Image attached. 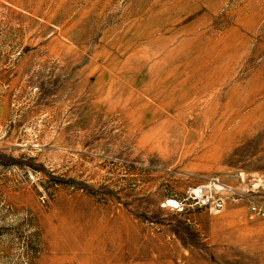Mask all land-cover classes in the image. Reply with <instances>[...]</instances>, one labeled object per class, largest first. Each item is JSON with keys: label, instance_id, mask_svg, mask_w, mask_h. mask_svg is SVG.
Segmentation results:
<instances>
[{"label": "rangeland", "instance_id": "rangeland-1", "mask_svg": "<svg viewBox=\"0 0 264 264\" xmlns=\"http://www.w3.org/2000/svg\"><path fill=\"white\" fill-rule=\"evenodd\" d=\"M167 22L176 43L235 29L220 105L264 79V0H0V264H264V214L248 213L264 209V120L211 136L221 120L181 118L204 92L173 109L159 95L149 123L130 112L167 58L143 61L138 34Z\"/></svg>", "mask_w": 264, "mask_h": 264}, {"label": "bare ground", "instance_id": "bare-ground-1", "mask_svg": "<svg viewBox=\"0 0 264 264\" xmlns=\"http://www.w3.org/2000/svg\"><path fill=\"white\" fill-rule=\"evenodd\" d=\"M254 20V17L245 18L247 31H253L252 23ZM200 26L201 24L198 23L192 29L188 28V34L184 35L185 38L177 43V37L181 36L182 33L175 23H164V25L155 23L140 31L137 38L139 45H136L139 50L135 51L136 54L143 61H146L145 58L149 54L158 52H165L167 58L164 63L157 61V64L151 65L145 88L137 92L136 97H131L136 105L130 112L135 113L138 111L137 108H142V110L151 109L152 104H155L158 108L163 107L161 102L155 103L159 100V95L164 99V101H160L168 109H173L184 103L192 102L195 92H204V95H210L206 105L199 107V102L192 103L187 109L181 110V118L198 109L199 114L194 117L195 123H205L214 119H216V122L221 120L220 125L214 127L211 136L219 131L222 132L221 137L231 139L233 135L247 129L248 122L258 121L261 123L264 120V100L257 103L258 96L264 92V79L258 81L257 76L252 75L245 86L238 84L231 86L228 96L220 105L218 92L227 83L226 79L230 74L228 53L229 49H233L229 48L226 42L228 39L236 40V32L235 29H232L223 35L210 37L199 32ZM174 43L175 46L171 47ZM133 48V44L128 47L130 50ZM182 57L187 58L188 65L186 62L183 64L184 59ZM177 60L186 71V68L189 69V74L185 78L180 79L179 77L184 73L176 66ZM191 82H194V84H191ZM197 84L201 88H197ZM144 95H149V102L143 100ZM187 99L189 101H184ZM248 106H251V109L246 113H242V110ZM155 116L157 114L151 109L149 118L146 120L137 118L135 123L141 124L142 121L149 123ZM225 122L233 124V128L224 131L223 125ZM156 129V127L150 128L146 133V137L156 138L153 135ZM218 143L217 141L216 145ZM93 244V241L85 242V246L90 249ZM55 245L62 246L61 243H55Z\"/></svg>", "mask_w": 264, "mask_h": 264}, {"label": "built area", "instance_id": "built-area-1", "mask_svg": "<svg viewBox=\"0 0 264 264\" xmlns=\"http://www.w3.org/2000/svg\"><path fill=\"white\" fill-rule=\"evenodd\" d=\"M192 199H196V202L199 205H207L209 203V198L207 196H203L200 190L193 193ZM248 213L250 215H256V216L261 215L262 216L264 214V209L261 206L259 207V205L251 204L248 207Z\"/></svg>", "mask_w": 264, "mask_h": 264}]
</instances>
